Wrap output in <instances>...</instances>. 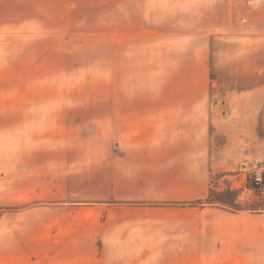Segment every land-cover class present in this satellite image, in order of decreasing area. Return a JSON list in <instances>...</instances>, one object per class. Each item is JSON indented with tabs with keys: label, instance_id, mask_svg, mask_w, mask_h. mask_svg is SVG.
I'll return each instance as SVG.
<instances>
[{
	"label": "rangeland",
	"instance_id": "obj_1",
	"mask_svg": "<svg viewBox=\"0 0 264 264\" xmlns=\"http://www.w3.org/2000/svg\"><path fill=\"white\" fill-rule=\"evenodd\" d=\"M117 103L203 106L213 160L206 197L102 207L82 175L61 167L51 177L55 154L78 155L81 166L77 153L99 154L93 120ZM25 106H39V139L4 119ZM58 114L77 121L46 119ZM256 171L264 177V0H39V31H0V264H264L180 255L187 250L168 242L171 212L138 210L261 213ZM132 208L134 223L102 225Z\"/></svg>",
	"mask_w": 264,
	"mask_h": 264
},
{
	"label": "crops",
	"instance_id": "obj_2",
	"mask_svg": "<svg viewBox=\"0 0 264 264\" xmlns=\"http://www.w3.org/2000/svg\"><path fill=\"white\" fill-rule=\"evenodd\" d=\"M17 25L39 31V0H0V31ZM103 109L93 120L100 124L99 154L77 153L83 155V166L78 164V155L74 158L67 154V158L60 159L55 154V158L46 160L51 161L47 166L52 178L60 176L61 167H68L66 176L82 175L84 191L94 193L92 200L102 207L109 202H192L209 194L213 160L202 105L117 103ZM5 112L10 113L4 116L10 125L23 124L28 137L39 139V106ZM46 119L59 126L77 121L64 114ZM72 170H78V174ZM36 171L41 177L50 175L41 174L38 165ZM121 209H116V214ZM132 209L126 218L106 214L102 225L134 223L138 210L156 214L170 211L166 223L177 226L170 232V246L195 251L180 255L222 257L228 261L264 256V210L252 215L213 207ZM187 226H194V230ZM179 241H192L194 245L185 248Z\"/></svg>",
	"mask_w": 264,
	"mask_h": 264
},
{
	"label": "built area",
	"instance_id": "obj_3",
	"mask_svg": "<svg viewBox=\"0 0 264 264\" xmlns=\"http://www.w3.org/2000/svg\"><path fill=\"white\" fill-rule=\"evenodd\" d=\"M254 183L260 190L264 189V177L261 171L254 172Z\"/></svg>",
	"mask_w": 264,
	"mask_h": 264
},
{
	"label": "trees",
	"instance_id": "obj_4",
	"mask_svg": "<svg viewBox=\"0 0 264 264\" xmlns=\"http://www.w3.org/2000/svg\"><path fill=\"white\" fill-rule=\"evenodd\" d=\"M213 203V202H212Z\"/></svg>",
	"mask_w": 264,
	"mask_h": 264
}]
</instances>
